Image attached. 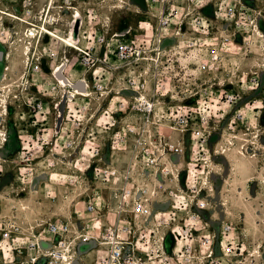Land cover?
<instances>
[{"label":"rangeland","instance_id":"rangeland-1","mask_svg":"<svg viewBox=\"0 0 264 264\" xmlns=\"http://www.w3.org/2000/svg\"><path fill=\"white\" fill-rule=\"evenodd\" d=\"M171 1L173 23L166 35L173 54L172 75L177 80L166 73L156 82L150 64L145 62L141 68L105 71L103 79L112 85L99 93L89 69L81 62L85 34L101 29L109 35L123 33L133 40L143 33L151 36L164 5L162 0H0V52L4 53L0 85L10 88L8 114L0 93V131L7 134L1 150L6 159L13 160L5 169L14 180L19 176L16 166L24 161L20 129L30 131L26 142L34 153L33 163L40 160L39 146L51 147L55 142L57 153L69 162L53 168V184L46 187L57 195L59 205L69 204L71 208L77 203L78 210L83 211L87 193L106 198L109 187L118 186L103 181L98 170L106 166L124 168L138 141L145 140L152 129L154 138L182 141L184 154L172 158L181 164L184 187L178 182L165 185L154 201V214L145 222L142 240L148 264H194L209 244L213 242L220 255L221 243L231 238L237 244L233 264H264V0H241L235 15L229 8L239 0ZM75 6L84 19L79 50L62 41L69 35L67 23L71 26L74 20ZM12 14L45 25L58 35L40 34L31 42L27 63L20 45L30 24L13 19ZM199 19L206 31L203 41L223 54L219 67H209L210 54H201L197 46L174 35L180 28L187 35L195 34ZM226 35L231 36L228 42L222 39ZM108 62L118 63L113 55ZM62 63L63 70H57ZM140 72H145V89L127 87L133 79L143 81ZM253 78L258 79L259 86ZM65 79L73 84H62ZM76 81H84L87 95L78 92ZM140 93L165 101L158 105V118L148 127L142 124L134 105ZM191 94L196 98L201 95L206 102L197 103L192 98L187 104L178 103ZM225 94H234L236 99L228 101ZM38 100L44 103L48 127L60 130L55 138H42L36 133L38 126L31 125ZM190 112L195 113L189 129L179 131L174 116ZM58 114L62 116L60 123L55 122ZM202 126L205 142L195 134ZM45 176L39 172L37 179L43 182ZM165 180L169 182L168 177ZM41 186L44 190L45 182ZM200 197L208 200V209L199 208ZM226 224L231 225L230 231L224 230Z\"/></svg>","mask_w":264,"mask_h":264},{"label":"built area","instance_id":"built-area-1","mask_svg":"<svg viewBox=\"0 0 264 264\" xmlns=\"http://www.w3.org/2000/svg\"><path fill=\"white\" fill-rule=\"evenodd\" d=\"M162 1L164 5L151 36L143 33L140 39L133 40L123 33L114 31L109 35L107 30L101 29L91 30L87 36L85 34L87 43L80 52L81 62L89 69L96 92H106L104 90L112 85L111 82L105 83L103 79L108 70L126 71L130 70V66L141 68L145 62L150 64V73L156 82L161 81L162 75L166 73H169V78L175 77L174 82L177 80L176 75H172L175 72L172 67L173 54L171 47L167 45L166 35L167 28L173 23L169 11L173 3L171 0ZM241 4L243 2L239 0L235 6L229 8V13L235 15L236 7ZM31 13L32 10H29L28 14ZM196 23L199 29L195 34L187 35L180 28L174 35L179 41L184 39L189 41L190 45L197 46L199 51H202L201 54H210L209 67H219L223 61L222 52L214 47L209 48L210 45L203 41L206 34L205 28H201L203 20L199 19ZM67 25L69 30L70 23ZM141 29L146 31L148 28L141 26ZM222 37L225 42L231 40V36ZM112 55L118 62L116 65L108 62V57ZM206 66L204 63L202 67ZM140 73L143 81L133 79L126 83L127 87L135 90L145 89V72ZM257 80L252 79L253 83L259 86L260 82ZM230 83L234 81L230 80ZM262 87L264 88V85ZM195 95L181 98L178 103L187 104L190 99L196 98ZM225 98L228 101L236 99L234 94H225ZM195 102H206V98L200 95ZM161 103L164 104L165 101H156L142 93L135 98L134 105L144 126L152 125L158 118L157 109ZM34 107L37 112L31 118V125L38 126L36 133H40L42 138L58 136L59 129L48 127V114L44 110L43 101H36ZM193 113L195 112L174 116L175 123L179 125L175 126L179 131L189 129L187 127ZM61 117L58 114L55 122L60 123ZM201 119L204 120V117L201 116ZM204 129L202 126L195 131V134L205 139L203 142L207 140ZM152 132V129H149L145 140L138 141L124 168L106 166L98 170L97 173L103 181L118 186L109 187L106 198H97L94 193H87L84 196L85 206L83 211H80L77 203L71 208L69 204L59 205L57 195L46 187L53 184L50 181L54 175L53 168L69 162L57 153L59 146L55 142L51 147L44 144L39 146L37 152L40 155L37 160H40L33 163L34 153L26 142L30 131L20 129L18 137L24 161L20 165L17 164L19 176L14 180L11 172L5 169L6 163L12 165L13 160L6 159L1 150L7 141V134L4 135L0 131V264H148L149 260L147 261L142 253L145 222L154 214V201L159 197L163 186L179 182L181 164L174 162L172 156L181 157L185 152L181 140L157 139L153 137ZM39 172L46 175L43 181L44 190L41 189L43 182L37 179ZM157 175L161 182L156 184ZM167 177L169 182L165 180ZM188 178L190 170L187 168ZM151 182L155 183L154 190L149 184ZM197 202L200 209H208L209 204L205 197L197 198ZM231 229L230 224L224 226L225 231ZM233 240L231 238L221 243L220 255L212 242L206 251L201 252L194 264H233L237 248Z\"/></svg>","mask_w":264,"mask_h":264},{"label":"bare ground","instance_id":"bare-ground-1","mask_svg":"<svg viewBox=\"0 0 264 264\" xmlns=\"http://www.w3.org/2000/svg\"><path fill=\"white\" fill-rule=\"evenodd\" d=\"M73 12H74V20L73 22L71 23V26H70V30H69V35L67 37H62V41L65 43V45L67 46H70L72 47L73 49H77L79 50V44H78V40L80 39L81 37V34H82V27L84 25V19H83V15H82V12L78 9L77 6H75L73 8ZM12 18L13 19H20L22 20L23 22L25 23H28L30 24V27L29 29L27 30V32L25 33V37L22 38V43H21V48H22V54L23 56L27 57V62L30 61V57H31V53H32V49H31V42H35L38 40V37L41 35H53V36H58L55 32H53L51 29H47L45 25H40L38 26L37 24H35L34 22H31L29 21L28 19H21L19 18L16 14H12ZM77 18H80L82 19L83 23H82V27H81V33L79 34L78 38H74L73 34H74V26H75V22L77 20ZM23 66V63L21 65V67ZM65 66V63H62V64H59L58 67H57V70H60L62 71L63 68ZM25 70H23L24 72ZM2 76V75H1ZM0 76V80H1V77ZM61 80V79H60ZM85 80V79H84ZM82 82V81H81ZM84 82V81H83ZM62 84H73L72 81L70 79H65V80H62L61 81ZM85 83L86 80H85ZM88 84V83H87ZM89 85V84H88ZM72 86V85H71ZM87 87H85V89H82V88H78V92L82 95H87L89 90L86 89ZM76 89V88H75ZM10 90V88L4 86V85H0V93H2V99H3V104H4V107H5V113L8 114V110H9V101H8V97L10 96L8 93ZM74 90V88H73ZM74 93V92H72ZM224 149L226 146H223ZM226 149H229V147H226ZM181 160V159H180ZM174 161V160H173ZM176 162V161H174ZM181 176H179V184L180 186L184 187V184L183 182H181L180 180ZM158 180V181H157ZM157 180L155 181V183L157 184L160 183V177L157 175ZM155 183L154 182H151L149 183L150 186L152 187V190L155 189ZM155 193V191H153ZM151 194V193H150Z\"/></svg>","mask_w":264,"mask_h":264},{"label":"water","instance_id":"water-1","mask_svg":"<svg viewBox=\"0 0 264 264\" xmlns=\"http://www.w3.org/2000/svg\"><path fill=\"white\" fill-rule=\"evenodd\" d=\"M80 25H81V19L77 18L76 22H75V26H74V38H78L79 36V31H80ZM4 53L3 51L0 52V59L3 58ZM61 72L59 73V76H61ZM76 85L82 89H85V85L83 84V82L80 81H76Z\"/></svg>","mask_w":264,"mask_h":264}]
</instances>
